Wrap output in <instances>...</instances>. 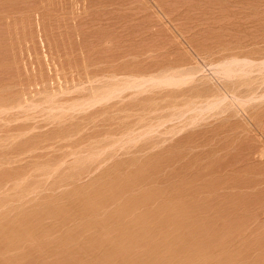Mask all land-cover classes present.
Returning <instances> with one entry per match:
<instances>
[{"label":"rangeland","instance_id":"374dc122","mask_svg":"<svg viewBox=\"0 0 264 264\" xmlns=\"http://www.w3.org/2000/svg\"><path fill=\"white\" fill-rule=\"evenodd\" d=\"M118 255L264 264V0H0V264Z\"/></svg>","mask_w":264,"mask_h":264},{"label":"bare ground","instance_id":"6f19581e","mask_svg":"<svg viewBox=\"0 0 264 264\" xmlns=\"http://www.w3.org/2000/svg\"><path fill=\"white\" fill-rule=\"evenodd\" d=\"M220 22H221V21H220ZM220 29H221V28H220ZM235 57H238V56H235ZM233 58H234V56H233ZM239 58H240V57H239ZM239 58H238V59L235 58V59L229 60L228 63L226 64V66L223 67V69H221V72H219L220 70L217 71L218 74L222 73L223 76H224V78H226V80L229 82V83L227 82L228 85H229V86L227 85V86L229 87L228 89L231 90L232 88H234V90L232 89V93H233V94H232L231 91H230V94H232L234 97L237 96V92H238V90H239V91L241 90V89H239L240 87L250 85V84L253 82V81L250 82V81L248 80V77L253 73V70H252L251 68H249V67H251V65H252L251 61L248 62V59H246V58H243V59H245V60H247V61L242 60L241 58L239 59ZM249 65H250V66H249ZM252 66H253V65H252ZM254 66H255V65H254ZM218 67H219V66H218ZM252 68H253V67H252ZM253 69H254V68H253ZM183 72H184V71H183ZM185 72H186V71H185ZM189 72H190V71H189ZM192 72H193V70H192ZM192 72H191L190 74H193V75H194L195 71H194V73H192ZM175 73H176V72H175ZM182 74H184V73H182ZM182 74H181V76H182ZM190 74H187V75H190ZM195 74H196V73H195ZM165 75H166V74H165ZM165 75H164V76H165ZM185 75H186V74H185ZM187 75H186V76H187ZM193 75H192V76H193ZM154 76H155V75H154ZM160 76H161V75H160ZM173 76H174V75H173ZM186 76L184 77V75H183V79H185ZM125 77H126V76H125ZM142 77H143V76H142ZM142 77H138V78H141V79H143V81H145V82H143V84H144V83H145V84H149V85L151 84V83H147V81L144 80V78H142ZM158 77H159V75H158ZM162 77H163V76H162ZM169 77H170V79H171L172 76L169 75L168 78H169ZM190 77H191V75H190ZM193 77L195 78V75H194ZM164 78L166 79V77H163V79H164ZM188 78H189V77L187 76V78H186L185 80L187 81ZM191 78H192V77H191ZM194 78H193V79H194ZM198 78H199V77H198ZM200 78H201V77H200ZM145 79H146V78H145ZM150 79H151V78H150ZM160 79H161V78L158 79L159 82H160L161 84L163 83L164 85H166V84L164 83V81L161 82ZM163 79H162V80H163ZM165 79H164V80H165ZM170 79H168L167 81L165 80V81H166L167 83H168V82H169V83L171 82V85H172V84H175V83L177 84V82H176L175 80H174V81H175V83H174V81H173V80H170ZM172 79H173V78H172ZM178 79H180V77H179ZM183 79L180 80V82L182 81V83H183V82L185 81V80L183 81ZM193 79H191L190 81H192ZM131 80H132V79H131ZM131 80H130V81H131ZM134 80H135V79H134ZM136 80H138V81L140 82L139 79H136ZM147 80H148V78H147ZM188 80H189V79H188ZM121 81H122V80H121ZM121 81L118 80L117 82L121 84ZM148 81H149V80H148ZM155 81H156V80H155ZM190 81H189V82H190ZM195 81H196V80H195ZM205 81L207 82V80H205ZM208 81H209V80H208ZM123 82H124V81H123ZM125 82H126V79H125ZM127 82H129V80H127ZM131 82H133V81H131ZM135 82H136V81H135ZM151 82H153V81H151ZM180 82H179V84H177L176 86L179 85V87H180ZM187 82H188V81H187ZM222 82H223V81H222ZM115 83H116V82H115ZM118 83H117V84H118ZM137 83H138V82H137ZM155 83H156V82H155ZM157 83H158V82H157ZM157 83H156V84H157ZM160 83H159V86L161 85ZM169 83H168V85H169ZM200 83H201V81H200ZM120 84L117 85V88H114V91H111L112 93H107L106 91H108L110 88L112 89V87L115 85L114 82H113V84H112L113 86H112L111 84H109V86H107V87H108V88L110 87V88H109V89L107 88V90L104 89L105 91H104L103 89H99V88L97 87L99 90L103 91V94H104V92L107 93V95H104V96H102V97L100 96V97H101L102 99H104V100H105V99L108 100V96H109V95H111L109 99H111L112 96L114 97L115 94L117 95V97H119V96L121 95L120 93H123L125 90L129 89V85H130V84L128 85V84L126 83L125 85H124V84H121L123 87H119ZM135 84H136V83H135ZM139 84H141V83H139ZM156 84H153V85H156ZM184 84H185V83H183V85H184ZM214 84H215V83H214ZM121 85H120V86H121ZM164 85H162V86L164 87ZM186 85H187V84H186ZM201 85H202V84H201ZM134 86H135V85H134ZM159 86H158V87H159ZM162 86H161V87H162ZM169 86H170V85H169ZM193 86H194V85H193ZM199 86H200V84H199ZM227 86H226V89H227ZM251 86H252V85H251ZM251 86H250V87H251ZM135 87H136V86H135ZM195 87H197V86H195ZM205 87H208V86H205ZM224 87H225V86H224ZM230 87H231V88H230ZM97 88H96V89H97ZM100 88H101V87H100ZM102 88H105V87H102ZM132 88L134 89V87H132ZM137 88H138V85H137L136 89H137ZM150 88H151V87H150ZM191 88H192V87H191ZM247 88H248V87H247ZM111 89H110V90H111ZM193 89H194V88H193ZM213 89H214V87H213ZM99 90H98V91L95 90V92H96V93H100ZM110 90H109L108 92H110ZM201 90H202V89H201ZM205 90H207V89L205 88ZM211 90H212V89H211ZM137 91H138V90H137ZM241 91H242V90H241ZM241 91H240V93H241ZM125 92H126V91H125ZM189 92H191V90H190ZM203 92H204V91H203ZM205 92H207V91H205ZM252 92H253V90H252ZM96 93H95V96L92 95V97H90V98L94 99V97H95L96 100H99V98H100L99 95H101L102 92H101L100 94H98V97H96V96H97ZM182 93H183V92H182ZM197 93H198V92H197ZM240 93H238V95H239ZM242 93H243V92H242ZM242 93H241V94H242ZM103 94H102V95H103ZM108 94H109V95H108ZM123 94H124V93H123ZM198 94H199V93H198ZM228 94H229V93H228ZM204 95H205V94H204ZM224 95H225V94H222V95H221V94H219V93H214V94L211 96L212 100H211V99H209V101L207 100V101H208V104H209V102H211L209 107H210L211 109H217V108H219L220 106L222 107V106H223V103L225 102V99H226V98L228 99V97H229V96H228V97H225ZM246 95H247V94H246ZM54 96H55V95H54ZM189 96H190V95H189ZM197 96H198V95H197ZM202 96H203V94H202L200 97H202ZM223 96H224V97H223ZM226 96H227V94H226ZM239 96H241V97H239ZM239 96H238V97H239V98L241 99V101H242L241 104H243V101H244V99H245L246 97H245V98H242L244 95H239ZM248 96L250 97L251 95L249 94ZM48 97H50L49 94H48ZM48 97H47V98H48ZM56 97H58V96H56ZM115 97H116V96H115ZM198 97H199V96H198ZM205 97H207V96H205ZM205 97H204V98H205ZM53 98H55V97H53ZM90 98H89V99H90ZM101 98H100V99H101ZM196 98H197V97H196ZM251 98H252V97H251ZM45 99H46V98H45ZM48 99L51 100V98H48ZM87 99H88V98H87ZM113 99H114V98H113ZM187 99H188V98H187ZM202 99H203V98H202ZM205 99H207V98H205ZM233 99H234V98H233ZM236 99L239 100L237 97H236ZM242 99H243V100H242ZM104 100H103V101H104ZM190 100H191V99H190ZM203 100H204V99H203ZM89 101L92 102L91 99H90ZM89 101L87 100V101H85V103H86V102L88 103ZM109 101H110V100H109ZM194 101H195V100H194ZM194 101H193V102H194ZM204 101H205V100H204ZM204 101H203V102H204ZM94 102H95V101H94ZM96 102H98V101H96ZM99 102H101V101L99 100ZM99 102H98V103H99ZM182 102H183V101H182ZM203 102H202V103H203ZM234 102H235V101H234ZM245 102H246V101H245ZM47 103H48V102H47ZM50 103H51V102H50ZM87 103H86V104H87ZM101 103H103V102H101ZM101 103H99V104H101ZM189 103H191V102H189ZM197 103H198V102H197ZM199 103H200V102H199ZM17 104H18V103H17ZM77 104H78V103H77ZM90 104H91V103H90ZM185 104H186V103H185ZM187 104H188V103H187ZM191 104L193 105L194 103H191ZM204 104H205V103H204ZM204 104H203V105H204ZM18 105H19V104H18ZM18 105H17V106H18ZM24 105H25V104H24ZM78 105H79V104H78ZM78 105H77V106H78ZM87 105H88V104H87ZM92 105H93V103H92ZM94 105H95V103H94ZM197 105H198V104H197ZM231 105H233V104H231ZM22 106H23V105H22ZM180 106L182 107V105H180ZM188 106H189V104H188ZM188 106H187V107H188ZM190 106H191V105H190ZM190 106H189V107H190ZM193 106H196V105H193ZM200 106H201V105H200ZM205 106H206V105H205ZM205 106H203V107H205ZM11 107H12V106H11ZM75 107H76V106H75ZM191 107H192V106H191ZM206 107H207V106H206ZM221 107H220V108H221ZM228 107H229V106H228ZM80 108H81V107H80ZM151 108H152V107H151ZM185 108H186V107H185ZM196 108H197V107H195V109H196ZM199 108H200V107H199ZM61 109H62V108H61ZM172 109H173V108H172ZM186 109H187V113H188V112H192V110L194 109V107H193V109L191 108V109H192L191 111H190V109H188V108H186ZM186 109H185V110H186ZM203 109H204V108H203ZM206 109H207V108H206ZM211 109H210V111H211ZM47 110H48V109H47ZM57 110H59V108H58ZM73 110H74V109H73ZM75 110H76V108H75ZM152 110H153V109H152ZM188 110H189V111H188ZM196 110H198V109H196ZM201 110H202V109H201ZM201 110H200V111H201ZM222 110H223V109H222ZM26 111H27V110H26ZM193 111H195V110H193ZM200 111H199V112H200ZM206 111H207V110H206ZM80 112H81V111H80ZM244 112H245V111H244ZM56 113H57V112H56ZM69 113H70V112H69ZM197 113H198V112H197ZM207 113H208V112H207ZM179 114H180V113H179ZM202 114H203V112H202ZM169 115H170V114H169ZM181 115H182V114H180V116H181ZM192 115H193V113H192ZM195 116H196V115H195ZM67 117H68V116H67ZM169 117H170V116H169ZM173 117H174V116H173ZM177 117H178V115H177ZM177 117L175 116L176 119H177ZM182 117H184V116H182ZM182 117H181V118H182ZM196 117H197V116H196ZM198 117H199V114H198ZM181 118H180V119H181ZM189 118H190V117H189ZM200 118H201V117H200ZM190 119H191V118H190ZM203 119H204V118H203ZM171 120H172V119H171ZM177 120H178V119H177ZM182 120H183V119H182ZM196 120H197V119H196ZM201 120H202V119H201ZM143 121H144V120H143ZM183 122H184V120H183ZM189 122H190V123H193L192 121H189ZM162 124H163V123H162ZM162 124H161V125H162ZM150 126H152V125H150ZM150 126H149V127H150ZM182 126H183V125H182ZM184 126H185V125H184ZM146 127L148 128L147 125H146ZM146 127H145V128H146ZM158 127H159V126H158ZM158 127H157V128H158ZM183 128H184V127H183ZM176 129H177V128H176ZM155 132H156V129H155ZM143 134H144V133H143ZM151 134H152V132H151ZM153 134H154V133H153ZM141 135H142V134H141ZM174 135H175V134H174ZM132 136H133V135H132ZM133 139H134V138H133ZM131 140H132V139H131ZM137 140H138V137H137ZM118 142H119V141H118ZM123 142H125V141H123ZM136 142H137V141H136ZM121 143H122V141H121ZM129 143H130V142H129ZM131 143H132V142H131ZM122 144H123V143H122ZM127 144H128V143H127ZM134 144H135V143H134ZM119 145H120V144H119ZM123 145H124V144H123ZM123 145H122V146H123ZM7 147H8V146H7ZM99 153H100V152H99ZM101 153H102V152H101ZM80 155H81V154H80ZM96 155H97V154H96ZM90 156H91V155H90ZM94 156H95V155H94ZM98 156H99V155H98ZM74 158H75V157H74ZM88 158H89V157H88ZM11 160H12V159H11ZM91 161H92V159H91ZM83 163H84V162H83ZM63 165H64V164H63ZM72 168H73V167H72ZM73 170H74V169H73ZM92 170H93V169H92ZM42 171H43V170H42ZM53 172H54V171H53ZM85 174H86V172H85ZM100 175H101V174H100ZM64 176H65V175H64ZM30 177H31V176H30ZM47 177H48V176H47ZM81 177H82V176H81ZM70 178H71V177H70ZM79 178H80V177H79ZM84 179H85V178H84ZM18 181H19V180H18ZM121 181H122V179H121ZM74 182H75V181H74ZM18 183H19V182H18ZM44 183H45V182H44ZM54 183H55V182H54ZM86 183H87V182H86ZM119 183H120V182H119ZM20 184H21V183H20ZM59 184H60V182H59ZM16 185H17V187L19 186L18 184H16ZM83 185H84V184H83ZM64 187H65V186H64ZM67 187H68V186H67ZM12 188H13V187H12ZM58 188H59V187H58ZM28 189H29V188H28ZM45 189H46V188H45ZM56 189H57V188H56ZM56 189H55V190H56ZM59 189H60V188H59ZM61 189H62V187H61ZM3 190H4V189H3ZM19 190H20V189H19ZM33 191H34V190H33ZM75 191H76V190H75ZM55 192H56V191H55ZM43 193H44V192H43ZM31 194H32V193H31ZM37 194H38V193H37ZM44 194H45V193H44ZM65 195H66V194H65ZM10 196H11V195H10ZM42 196H43V195H42ZM64 197H65V196H64ZM14 198H15V197H14ZM20 198H21V197H20ZM108 199H110V198H108ZM13 200H14V199H13ZM113 201H114V200H113ZM141 201H142V200H141ZM106 203H107V202H106ZM5 204H6V203H5ZM138 204H139V203H138ZM141 204H142V203H141ZM109 205H110V204H109ZM16 206H17V205H16ZM140 206H141V205H140ZM4 207H5V206H4ZM36 207H37V206H36ZM104 207H105V206H104ZM55 208H56V207H55ZM2 210H4V209H2ZM5 210H6V209H5ZM135 210H136V209H135ZM29 212H30V211H29ZM46 212H47V211H46ZM97 212H98V211H97ZM128 212H129V211H128ZM92 214H93V213H92ZM18 215H19V214H18ZM126 215H127V214H126ZM75 217H77V216H75ZM65 219H66V218H65ZM77 219H78V218H77ZM122 219H123V218H122ZM79 220H80V219H79ZM119 220H120V219H119ZM61 222H62V221H61ZM143 222H144V221H143ZM9 223H10V222H9ZM4 224H5V223H4ZM61 224H62V223H61ZM64 224H65V223H64ZM95 225H96V224H95ZM12 226H13V225H12ZM109 226H110V225H109ZM149 226H150V225H149ZM106 227H107V226H106ZM12 228H13V227H12ZM93 228H94V227H93ZM97 228H98V227H97ZM101 228H103V227H101ZM63 229H64V228H63ZM94 229H95V228H94ZM99 229H100V228H99ZM140 229H141V228H140ZM59 230H60V229H59ZM95 230L97 231V229H95ZM95 230H92V231L94 232ZM124 230H126V229H124ZM142 230H143V229H142ZM90 231H91V229H90ZM30 232H31V231H30ZM119 232H120V231H119ZM138 232H139V231H138ZM86 233H87V232H86ZM28 234H30V233H28ZM129 234H131V233H129ZM102 235H103V234H102ZM66 236H67V235H66ZM110 236H111V235H110ZM110 236H109V237H110ZM122 236H123V235H122ZM144 236H145V235H144ZM144 236H143V237H144ZM29 237H30V236H29ZM89 237H90V236H89ZM115 237H116V236H115ZM91 238H92V237H91ZM116 238H118V236H117ZM121 238H122V237H121ZM141 238H142V236H141ZM109 239H110V238H109ZM114 239H115V238H114ZM123 239H124V236H123ZM123 239H120V240H123ZM71 240H72V239H71ZM112 240H113V239H112ZM112 240H111V241H112ZM120 240H119L118 242H120ZM125 240H126V239H125ZM125 240L123 241V243L126 242ZM152 240H153V239H152ZM75 241H76V240H75ZM92 241H93V240H92ZM107 241H108V240H107ZM64 243H67V242H64ZM69 243H70V242H69ZM76 244H77V243H76ZM125 244H126V243H124V245H125ZM54 245H55V244H54ZM102 245H103V244H102ZM109 245H110V244H109ZM114 245L116 246L117 244H114ZM120 245H121V243H120ZM153 245H154V244H153ZM169 245H171V244H169ZM64 246H66V244H64ZM82 246H83V245H82ZM99 246H100V245H99ZM111 246H112V245H111ZM111 246H109V247H111ZM121 246H122V245H121ZM121 246L118 245V247H121ZM125 246H127V245H125ZM55 247H56V245H55ZM90 247H91V246H90ZM90 247H89V248H90ZM92 247H93V246H92ZM92 247H91V248H92ZM107 247H108V246H107ZM53 248H54V247H53ZM89 248H88V249H89ZM104 248H105V247H104ZM104 248H103V251L105 250V251H104V254L106 255V253H108L106 250H108V249H107V248L104 249ZM113 248H115V247L113 246ZM121 248H122V247H121ZM125 248H126V247H125ZM149 248H150V247H149ZM63 249H64V248H63ZM82 249H83V248H82ZM86 249H87V248H86ZM94 249H95V248H94ZM97 249H100V247L97 248ZM134 249H136V248H134ZM68 250H70V249H68ZM76 250H78V249H76ZM101 250H102V247H101ZM112 250H113V249H112ZM115 250H116V249H115ZM155 250H156V249H155ZM164 250H165V249H164ZM79 251H80V249L78 250V252H79ZM82 251H83V253H84V249H83ZM91 251H92V250H91ZM91 251L89 250L88 252H91ZM99 251H100V250H99ZM157 251H158V250H157ZM157 251H153V252H157ZM167 251H169V250H167ZM71 252H72V251H71ZM75 252H76V251H75ZM75 252H74V253H75ZM93 252H94V251H93ZM93 252H92V253H93ZM96 252H97V251H96ZM144 252H145V251H144ZM153 252H151V256H155V255H159V254H160L159 257H162V258H163V256H161V255H162V254H161V253H162L161 251H159V253H157V254L154 253L155 255H154V254L152 255ZM160 252H161V253H160ZM65 253H66V252H65ZM76 253H77V252H76ZM80 253H81V252H80ZM80 253H79V254H80ZM83 253H82V254H83ZM85 253H86V252H85ZM121 253H122V252H121ZM124 253H125V252H124ZM67 254H68V253H67ZM102 254H103V253H102ZM108 254H109V253H108ZM108 254H107V255H108ZM110 254H112V253H110ZM110 254H109V255H110ZM117 254H118V253H117ZM126 254H127V253H126ZM172 254H173V253H172ZM69 255H70V254H69ZM109 255H108L107 257H109ZM135 255H136V254H135ZM146 255H147V254H146ZM146 255L144 256L145 260H147V258L149 259V258L151 257V256H148V257H147ZM90 256H91V255H90ZM90 256H89V257H90ZM118 256H119V255H118ZM124 256H125V255H124ZM186 256H187V255H186ZM67 257H68V256H67ZM67 257H65V258H67ZM72 257H73V255H72ZM76 257H77V256H76ZM82 257H83V256H82ZM159 257H158V260H157V257H156V259H155V257H153V258L151 257L150 260H152V259L155 260V263H153V264H160V263H156V260L159 261V259H160L162 262H164L163 260H165L166 257L169 259V257H168L167 255L164 256L165 259L163 258V260H162V258H159ZM79 258H80V257H79ZM87 258H88V257L86 256V259H87ZM110 258H112V257H110ZM118 258H119V261L121 260L120 263H117V262H116L117 259H116V261H113V260L111 259L113 262H112V263L109 262V263H110V264H114V263L116 262L115 264H133V263L135 262V261H133L134 259L132 260L133 262H131V259H132V258H129V256L126 257V259H127V260H130V263H128V261H125V260H124V259H125L124 257H121V258H120V256H119ZM128 258H129V259H128ZM197 258H198V257H197ZM75 259H76V258H75ZM80 259H81V258H80ZM97 259H98V257H97ZM170 259H171V258H170ZM82 260H83V259H81V261H82ZM122 260H123V261H122ZM135 260H136V259H135ZM137 260H139V262H137ZM137 260H136V264H138V263H140V264H144V263L146 262V261H145V262H141L140 259H138V258H137ZM141 260L144 261L142 256H141ZM150 260H149V261H150ZM172 260H173V259H172ZM172 260H171V262H172ZM180 260H186V263H189V264H190V262H191V261L188 262V259H180ZM8 261H9V260H8ZM84 261H85V260H84ZM102 261H103V260H102ZM102 261H101V262H102ZM149 261H148V264H150ZM161 261H160V262H161ZM76 262H77V260H76ZM167 262H168V261H166L165 263H167ZM177 262H178V260H175V263H177ZM183 262H184V264H186L185 261H182V262L180 261V262H178V263H183ZM67 263H68V262H67ZM88 263H91V261L88 262ZM99 263H100V262H99ZM151 263H152V262H151ZM175 263H174V264H175ZM191 263H192V262H191ZM64 264H65V263H64ZM69 264H70V263H69ZM86 264H87V263H86ZM97 264H98V263H97ZM105 264H106V262H105ZM107 264H108V263H107ZM167 264H168V263H167ZM172 264H173V263H172Z\"/></svg>","mask_w":264,"mask_h":264}]
</instances>
